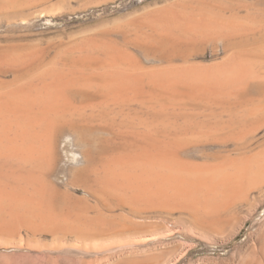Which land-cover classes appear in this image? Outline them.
Returning a JSON list of instances; mask_svg holds the SVG:
<instances>
[{
  "label": "rangeland",
  "instance_id": "obj_1",
  "mask_svg": "<svg viewBox=\"0 0 264 264\" xmlns=\"http://www.w3.org/2000/svg\"><path fill=\"white\" fill-rule=\"evenodd\" d=\"M44 1L45 3L43 4ZM47 1L50 0H41V3L40 0L39 2L37 0H32V3L36 2V4L33 3L35 6H33V4L28 1L25 4L23 3L18 6L16 5L15 7L13 6V8L8 7L6 9L7 6H1L2 8L0 7V45H2L0 46V49L1 47L3 48V50L1 49V54H4V51L7 49V52H11L9 51L11 50L9 49L10 46V48L13 47L12 51H15L13 50L14 48L22 50L25 49L24 51H29L30 49L31 51H34L37 49L36 51L40 53L41 56L43 54L44 56H47V60H44V56H42L44 58L42 60L49 61L54 64L52 59H59L56 61H60L61 65L60 62H57L59 64L56 62L55 63L58 66L60 65L59 67L62 66L64 68V66L71 67L70 64L74 59L79 60V54L81 53L79 51L82 50V47H86V49L83 48L82 52L87 54L90 52V49L93 48L92 45H96V43L99 41L98 45H107L112 47V49L115 48V46L116 48L122 47L121 49L119 48L120 50H118L120 51V54H125V56H130L129 53H132L130 58H128L130 60L129 62L132 64L135 62V64H137L136 66H143L140 68L146 71H159L161 69H165L164 67L170 63V60L165 59L169 61H167V63L166 61L162 60L163 58L155 53V46H157L156 42L161 43L164 35H160V32L150 24V21L153 20L150 19L157 18L160 14H165V12L170 9H175L178 12L191 11L193 13L206 11L214 13L215 15H224L228 18L236 17V21H245L246 23H244L246 25L251 23V27L252 23L255 27V23L256 27H252V29L247 30L250 31V34L246 31L248 36H243L244 39L240 37L239 40H202L199 42L202 44L200 54L198 53L199 55L195 56L194 58H190L188 62L185 63L171 61L172 64L170 65L177 63L179 65L187 64L188 66L194 64L199 65L200 63L201 66L202 64L203 66H211L213 63L214 66L215 64L223 63L226 59H228V56L236 51L234 48L237 46L239 50L243 51L245 49L247 52L245 57L249 58V61L243 57L240 59L238 58L240 62H243L246 59L247 62H250L249 64H251V61L254 60L252 62L253 65L255 63V66L258 65L257 68L252 66L251 69L249 68L250 66L248 64L246 65L249 66L248 68L252 70V72L253 70L259 68L257 71H254L253 75L250 77V79H253V81H249V79V82H247V84L251 82L249 86L251 85V88L254 87L256 89L253 88L249 92L248 96L235 91V94L232 93L234 96L229 94L230 97L226 95L225 99L223 98L222 100L213 99L215 102L212 100L211 103L210 100L209 102H207V100V103H198L199 105L194 103L195 105L193 104L194 106L192 105V108H190L191 105L189 107L191 113L190 111L184 112L181 110L184 112L182 113L179 108H177L179 106L174 105L176 104L174 100V103L171 105V102L168 103L163 97L156 96L157 94H153V97L151 94L150 97L140 96V98L137 96L138 94L135 95L131 91L130 94L128 91L129 94H127L131 98L126 95L127 98L132 99L133 96H135L134 100L128 99L126 102L124 101L125 98L124 100L122 99V102L120 100L121 97L118 99L119 102L116 99H114L116 102H114V100L110 101L109 99L111 95L109 96L108 94L104 95V97L109 96V99L106 97L104 100L103 97L102 100H99V97H97L98 100H96L93 105L91 104L90 106L87 105V107H85L89 109H86L88 113L93 114L95 111L97 114H94L95 117L91 115L94 119L90 121L93 123L91 126L89 125L91 123L88 124L90 128H84L85 132H82L83 130L78 133L71 131L65 132L58 139L56 148V165L54 164L51 172L52 175H50L48 180L52 192H50L48 196H50L49 198L54 196L53 198L59 200V204L50 206L49 204L44 203L43 206L35 208L38 217H36V220H31V222L23 219L21 216H18L19 212L13 210L12 208L7 207L0 209L2 213H0V264H264V170H262L258 175H255L254 173L247 174L245 172L246 169L254 166L255 162L257 161V159L256 161L252 160V156L261 152V150H264V112H256L254 113L255 116L254 114L251 115L248 113L252 105L264 101V83H262L264 82V0H208V3L206 4L204 3L207 2V0H203V2L201 0V2L199 0ZM209 1L213 2L211 4L214 6L211 5ZM161 3L167 7V9H165L166 11L163 10L165 7ZM29 4L32 6L31 8ZM221 4L223 7L220 8L219 5ZM202 6L206 8L204 9ZM155 8H158L159 10L157 9V11H154L156 10ZM151 11L153 12L150 13ZM147 12L150 13H148L150 17ZM142 20L143 23L141 22ZM258 20L259 22L261 20V22H257ZM141 25H145V27H142ZM145 31H147V34ZM153 31L155 35L152 34ZM141 35H143V37L146 36L144 37V40L147 39L145 42L142 41V39L139 41L140 38H143L140 37ZM151 45L154 48L151 47ZM5 47L8 48L6 49ZM26 47H29L30 49L28 48L29 50H26ZM143 47L150 49L146 50ZM225 47H228V50L232 49L233 51L231 50V52L227 50L226 52L224 51ZM72 49H76L74 50L75 53ZM251 51L252 53H250ZM150 52L155 54H151ZM67 54L71 58L68 59V56H64ZM248 54L251 56H248ZM37 56L40 55L37 54ZM121 56L123 60L120 59L122 60L120 62H123L125 58H123L124 55ZM134 57L137 58L134 59ZM36 58L40 60L41 57ZM238 59L236 58L237 62H239ZM61 60H63V62ZM68 60L72 61L69 63ZM41 62L42 65H49L46 64L47 62ZM64 62L66 64L69 63V66L62 65ZM125 62L127 61L125 60ZM153 67L156 69H153ZM0 70H2L0 71L1 74H5V76L0 74V78L1 80L3 79L6 81V83H8L7 81L11 80L13 81L9 83L14 82L18 76L15 74H19V71L17 72L16 70H14V73H12V69L10 70V68L4 69V67H0ZM3 71L7 73H4ZM76 73L79 75L78 71ZM77 90L76 91L79 94L75 93V89L74 93L72 94H75V97L73 96V101L76 98L74 105L77 104L79 107H81L83 104L81 95H83L82 93H85L86 91H79V88H77ZM71 92H73V90ZM68 94H70L69 91ZM252 95L253 97H251ZM88 96L89 95L86 97ZM164 96L165 99L167 98L170 100L168 95L167 97L166 95ZM136 97L139 100L136 99ZM161 98H163L162 101ZM241 98H245L247 100H240ZM91 99L94 98L91 97ZM106 99L107 101L109 100L111 102L112 107H110L111 104L107 102ZM100 101H103L102 106H100ZM120 101L122 105L120 104ZM131 101L133 103H131ZM112 102L120 104L121 107H119L120 105L113 104ZM236 102H238V106L235 105ZM97 103H99V105H96ZM86 104L87 103H85L84 106ZM169 104L171 106H169ZM206 104L207 106H205ZM77 105L75 107L79 109ZM143 105L144 108L141 109ZM173 105L178 109L177 112V109L173 111ZM152 106L153 108H151ZM118 107L120 109L122 108V110H120ZM170 107L173 108L170 109ZM193 108L196 109L194 110ZM90 109L93 111L92 113L90 112ZM96 109L99 111H96ZM244 109H246V111ZM224 110L226 111L224 112ZM232 110H236L234 111L236 113L233 112V115L231 116ZM164 111L166 112L164 113ZM148 112H152L153 115L152 113L149 114ZM193 112L198 113L194 114ZM98 113L100 114L99 116ZM163 114H167V117H165ZM186 114L189 115L188 118ZM190 114H194V116L190 117ZM97 116L98 118H96ZM258 116L260 117V120ZM189 117L190 119L192 118V120L189 121ZM112 119L115 120V122L113 120L114 125L112 124ZM96 120H98L97 123ZM156 120H158V122L162 120L160 121L161 123L159 122L160 125L158 122V124L155 123ZM171 120L174 122H171ZM223 120H225V123H223ZM123 122L124 125H122ZM153 123H155V125ZM234 124L236 125L233 126ZM88 125L87 128L89 127ZM153 125L154 127H152ZM163 126H168V128L164 129ZM197 126L201 127H198L197 130ZM91 128H93V130ZM156 129H160L159 131L165 133L164 135L172 132V134H170L172 137L176 131L175 136L177 135L179 138V142L177 143L181 145V149L178 146L177 151L179 152L182 162L186 165L184 166L187 169L191 168L192 170L194 166L195 172L199 174L196 176L197 180L194 179L195 185L192 184L193 181H191V177L188 179L185 176L182 177L180 175H175V178L173 173H169L171 171H167L165 169V166L164 172L160 171L163 170V166L157 168L156 166L159 165H155V168L151 165L152 168H155L154 172H152L153 170L149 171L148 167H145L147 168L146 170H148L145 171L147 173L152 172L151 174H146V172L142 170L143 168L141 171L140 168H137V170L133 171L132 169L125 167L129 163V161L127 162V159H130V155L134 154L135 152L138 153L141 150H147L149 148L146 147V142L148 141L147 137L151 134L153 135L152 131H155ZM162 129L167 131L164 132ZM169 130L170 132H168ZM245 131H247V133ZM121 132L124 133L122 134ZM127 133L128 135L124 137V135ZM141 133L146 136H143ZM138 134L139 136H137ZM183 134L184 138L182 137L183 139H180V135L182 136ZM186 134H190V136L188 135V140ZM191 134H194L195 136H192ZM149 137L148 142L150 143L156 140V135H153L151 138ZM139 138L142 139L139 140ZM181 140L183 143L180 142ZM167 141L161 140V143H168ZM138 147L141 148L139 149ZM182 149L185 150L183 151ZM102 155L106 156L103 157ZM113 155L117 156H114L115 158H121L117 160L121 165L120 168L123 170H120L121 175H113V173L111 174V172H108V169L112 168L113 166L112 163L116 161ZM257 158L261 159L260 161L262 162V157ZM252 161L255 162L251 163ZM261 162L256 164H259L260 166H258L261 167L263 164H261ZM124 167L127 171L123 169ZM85 169L87 171H85ZM129 169L134 173H130V171H128ZM238 169L242 170V172ZM155 170H158V172L156 173ZM204 170L208 173H205ZM215 172L219 176L215 175ZM168 174H170V177H168ZM230 174L233 176V178ZM148 176L150 178H148ZM162 176L166 177V180ZM200 176L202 178H200ZM212 176L214 178L217 176L216 180L212 179ZM235 176L237 178H235ZM238 176L240 178H238ZM159 177H162V179ZM167 177L169 179H167ZM11 178L14 179L12 182L16 184L17 187H19V185L23 186L28 183H25V181L20 180V178L16 176L15 178L13 176ZM154 178H156V181ZM16 179L20 182L16 181L15 183ZM175 180L178 181L175 182ZM218 180L220 181L218 182ZM239 180L240 182L238 183ZM167 181H171V184L169 182L167 183ZM234 181L236 183H234ZM104 182L109 185L112 184V186L115 185L119 187L120 189H118L120 190V196H117L118 194L115 193H112L111 195V192L105 190ZM208 182H210V184ZM214 182L223 183H221L222 186L219 184L221 186L219 187V185L217 184L216 186ZM158 183L159 185H156ZM198 183L199 185H204L202 188H200L201 186L199 188L197 187L199 189V193L198 196L195 195V198L191 193L192 191L190 187L192 188L193 185L195 188ZM205 183H208L206 184L207 186ZM227 183L230 185H227ZM102 184H104V188L102 187ZM233 184L237 187H235ZM237 184H239V186ZM210 185H214L216 190L213 188L208 189ZM14 188L15 187L13 186V189ZM122 189L126 190L122 191ZM30 192L33 195H31ZM30 192V196L29 194L26 195H28V198L30 197L33 200L34 196L36 197V193L34 192V189H30ZM121 193L127 195L129 199L127 202L129 205H126L127 202L121 199ZM1 195L2 194H0V196ZM46 198L48 197L46 196ZM215 202L217 203L215 204ZM130 204L132 205L130 206ZM212 209L214 211H212ZM21 212L22 211H20V213ZM212 213H214V215H212ZM55 219L59 220V222L57 223V220ZM64 219L67 221H63ZM54 220L55 222H52ZM73 223L77 224L74 225ZM98 229L99 231H97ZM89 231H91V233Z\"/></svg>",
  "mask_w": 264,
  "mask_h": 264
},
{
  "label": "bare ground",
  "instance_id": "obj_2",
  "mask_svg": "<svg viewBox=\"0 0 264 264\" xmlns=\"http://www.w3.org/2000/svg\"><path fill=\"white\" fill-rule=\"evenodd\" d=\"M28 1H32V0H0V7L1 6H7L6 9L8 7H15L16 5H20V4H25ZM34 1V0H33ZM36 1V0H35ZM39 2V0H37ZM43 1V0H42ZM51 1V0H50ZM47 1V2H50ZM187 1V0H186ZM197 1V0H196ZM200 1V0H199ZM203 2V0H201ZM200 1V2H201ZM206 1V0H205ZM191 2V1H190ZM193 2V1H192ZM32 3V2H31ZM34 4H36V2H33ZM32 3V4H33ZM41 3V0H40ZM45 3V1L43 2V4ZM165 3V2H164ZM167 3V2H166ZM170 3V2H169ZM198 3V2H197ZM208 3L205 2L204 4ZM209 3H213L210 2ZM33 4V6H35ZM39 4V3H38ZM157 4V3H156ZM162 4V3H161ZM168 4V3H167ZM209 4V5H210ZM226 4V3H225ZM30 5V4H29ZM163 5V4H162ZM169 5V4H168ZM173 5V4H172ZM213 5V4H211ZM217 5V4H216ZM24 6V5H23ZM28 6V5H27ZM158 6V5H157ZM164 6V5H163ZM200 6V5H199ZM214 6V5H213ZM220 8L223 7V5H219ZM230 6V5H229ZM26 7V6H25ZM32 6L30 5V8ZM42 7V6H41ZM151 7V6H150ZM165 9H167L166 6H164ZM203 7V6H202ZM227 7V5H226ZM238 7V6H237ZM2 8V7H1ZM29 8V7H27ZM152 8V7H151ZM163 8V7H162ZM173 8V7H172ZM176 8V7H175ZM190 8V7H189ZM204 9L206 7H203ZM213 8V7H212ZM241 8V7H239ZM25 9V8H24ZM148 9V8H147ZM156 9V8H155ZM158 9V8H157ZM154 10V11H157ZM226 9V8H225ZM9 10V9H8ZM159 10V9H158ZM162 10V9H160ZM168 10L165 12V14H160L157 18H151L150 20V24L157 30L160 32V35H164V38L161 40V43H157V46H155V53L158 54L161 58H163V61H168L165 59H169L170 63H168L165 67V69H161V70H157V71H146L140 67L143 66H136L137 64H135V62L132 64L131 62H129L130 60L128 58H130L132 53H129L130 56H125V54H120V49L122 48H113L109 47L107 45H98V42L96 43V45H92L93 48L90 49V52H88L87 54H85V52L83 51V48L86 49V47H82V50H78L79 52H81L79 54L80 58L79 60L74 59L76 61H72V60H68L69 63L71 62L70 66L71 67H66L64 66V68L61 66V62L60 61H56L59 59H52V62L49 61H44L47 60V56L43 53H45L44 51H42L43 55L45 57V59L41 56L40 53H38L36 50L35 53H33L34 51L29 48L26 47V50L29 51H24L25 49H16L14 48L12 51V48L9 47V51L11 52H7V50L4 51V54H1L3 48L1 47L0 49V67H4L5 68H10V70L12 71V73H14L13 71L16 70L19 74H15L18 75L17 78L15 79L14 82L9 83L11 81H7L8 83H6V81L1 80L0 78V194H2L0 196V209L3 208H12L15 211H18V216H21L23 219L31 222V220H36V217H38V214L35 211V208H39L41 206H43L44 203L49 204L50 206H54L59 204V200L56 198H49L50 196H48L50 194L51 189H50V184H49V178L53 166L56 162V156H57V142L58 139L65 133L68 131L74 132V133H78L80 131L85 132L84 128L89 129L90 126L93 124L92 122H90L92 119V116L95 117L96 112L91 111L90 112L93 114H90L87 112V105L90 106L91 104L93 105L94 102H96L97 97H99V100L104 97V95L108 94L109 96L111 95L110 99L109 96H105L103 99L105 100V98L107 97L110 101H113L114 99H116L118 102L121 97V101L122 99L124 100L125 98V102L126 100H134V96L136 94H138V97H142V96H147L150 97V95L153 97V94H157L156 96L159 97H163L164 100H166L168 103L171 102L170 104L172 105V103H175L174 105H178L179 110L184 111V112H188L190 111L189 109L192 108V105L194 103H203V102H212L213 99L215 100H222L223 98L225 99L226 95H228V97H230L229 94H231V96H234V92H238L240 94L243 95H249V92L254 88V87H250L249 84H247V82L249 81H253V79L251 80L250 77L253 75L254 71L256 70H250L251 67H258L255 66L256 63L253 65V61L254 60H250L251 64H249L247 62V60L249 58L245 57V54L247 53L246 50L244 49L239 50L238 47L236 46V48H234L236 51H234L230 56H228V59H226L223 63H219V64H215L213 66V63L211 66H202L198 64H194V65H179L177 63V65L172 64L171 61H175V62H188V60L190 58H194L195 56L200 54L201 51V46L202 44H200L199 42L202 40H211V39H217V40H235L238 39L240 37L243 38V36H246V31L252 29L253 23H252V27H251V23H247L248 25H246L245 21H236L235 18H228L225 17L224 15H215L214 13L211 12H206V11H199L198 13H193V12H186V11H180L178 12L177 10L173 9ZM175 10V11H174ZM200 10V9H199ZM224 10V9H223ZM1 11V9H0ZM7 11V10H6ZM5 11V12H6ZM14 11V9H13ZM148 11V10H147ZM220 11V9H219ZM218 11V12H219ZM153 11H151L150 13H152ZM164 12V11H163ZM162 12V13H163ZM196 12V11H195ZM214 12V10H213ZM225 12V11H223ZM222 12V13H223ZM227 12V10H226ZM144 13V12H142ZM141 13V14H142ZM149 12H147L148 14ZM149 13V14H150ZM158 13V12H157ZM146 14V13H145ZM148 14V15H149ZM231 14V13H230ZM144 15V14H143ZM156 15V14H155ZM141 16V15H140ZM146 16V15H145ZM153 16V15H152ZM229 16V15H228ZM235 16V15H234ZM150 17V15H149ZM141 19V17H140ZM149 19V18H146ZM240 19V18H239ZM143 23V20L141 21ZM242 22V23H241ZM245 22V23H244ZM251 22V21H250ZM259 22V20L257 21ZM261 22V20H260ZM259 22V23H260ZM147 23V21H146ZM263 23V22H262ZM258 24V23H257ZM148 25V24H147ZM255 27L256 24L254 23ZM264 25V24H263ZM142 26V25H141ZM142 27H145L142 26ZM141 27V28H142ZM254 27V28H255ZM140 28V27H139ZM146 29V28H145ZM144 30V28H143ZM150 30V29H148ZM262 31V30H261ZM264 31V30H263ZM137 32V31H136ZM147 31H145L146 33ZM248 33L250 31H247ZM252 32V31H251ZM141 33V32H139ZM147 34V33H146ZM153 35H155L154 31L152 33ZM250 34V33H249ZM159 36V35H157ZM248 36V35H247ZM253 36V35H252ZM251 36V37H252ZM256 36V35H255ZM140 37H143V35H141ZM139 37V38H140ZM146 37V36H144ZM143 38H140L139 41L142 39V41H146L147 39L144 40ZM152 37V36H150ZM163 37V36H162ZM138 38V35H137ZM154 38V37H153ZM159 38V37H158ZM247 38V37H246ZM244 39V38H243ZM263 39V38H262ZM93 40V39H92ZM106 40V39H105ZM138 40V39H137ZM94 41V40H93ZM152 41V40H151ZM157 41V40H155ZM160 41V40H158ZM222 41V42H223ZM214 42V41H213ZM227 42V41H225ZM95 43V42H94ZM150 43V42H149ZM154 43V41H153ZM152 43V45H153ZM212 43V42H211ZM218 43V42H217ZM147 44V43H146ZM159 44V46H158ZM215 44V42H214ZM151 45V47H153ZM225 45V44H224ZM232 45V44H230ZM261 45V44H260ZM2 46V45H0ZM7 46V45H6ZM9 46V45H8ZM90 46V45H89ZM140 46V44H139ZM143 46V45H142ZM219 46V45H218ZM223 46V45H222ZM234 46V45H233ZM158 47V48H157ZM204 47V46H203ZM262 47V46H260ZM4 48V49H5ZM29 48V49H28ZM34 48V47H31ZM79 48V47H78ZM90 48V47H89ZM144 48V47H143ZM154 48V47H153ZM151 48V49H153ZM228 47H225L224 51L227 52ZM243 48V47H242ZM257 48V47H256ZM259 48V47H258ZM117 49V50H116ZM119 49V50H118ZM125 49V48H124ZM146 49V47L144 48ZM150 49V48H148ZM146 49V50H148ZM220 49V48H219ZM231 49V48H230ZM241 49V48H240ZM17 50V51H16ZM19 50V51H18ZM21 50V51H20ZM73 50V49H72ZM76 50V49H74ZM73 50V51H74ZM89 50V49H88ZM232 50V49H231ZM228 50V51H231ZM263 50V48H262ZM71 51V52H73ZM122 51V50H121ZM150 51V50H149ZM153 51V50H151ZM214 51V48H213ZM233 51V50H232ZM231 51V52H232ZM257 51V50H256ZM70 52V53H71ZM87 52V51H86ZM229 52V53H231ZM75 53V51H74ZM77 53V52H76ZM85 55H84V54ZM128 53V52H127ZM151 53V52H150ZM153 53V52H152ZM151 53V54H152ZM153 53V54H155ZM199 53V54H198ZM249 53V52H248ZM252 53V51L250 52ZM262 53V52H261ZM36 54V55H35ZM37 54H39L40 56H37ZM127 54V55H129ZM256 54H260V53H256ZM36 57H41L40 60ZM77 55V54H76ZM75 55V56H76ZM124 55L123 58L124 61H122V56ZM203 55V54H202ZM250 54H248L249 56ZM49 56V55H48ZM59 56V55H58ZM64 56H68L64 55ZM73 56V54H72ZM77 56V57H79ZM134 56V54H133ZM147 56V55H145ZM154 56V55H153ZM152 56V57H153ZM156 56V55H155ZM158 56V57H159ZM201 56V55H200ZM251 56V55H250ZM263 56V55H262ZM57 57V56H56ZM76 57V58H77ZM121 57V58H120ZM157 57V56H156ZM246 58L245 61H241L240 62V58ZM264 57V56H263ZM64 58V57H63ZM71 58L68 56V59ZM74 58V57H73ZM133 58V57H132ZM131 58V59H132ZM137 58V57H136ZM134 57V59H136ZM154 58V57H153ZM236 58L238 59L239 62L236 61ZM44 59V60H42ZM51 59V58H49ZM122 59V60H120ZM125 60L127 62H125ZM133 60V59H132ZM261 60V59H260ZM46 64H49L47 66H45V64L42 65V62ZM51 61V60H50ZM63 62V60H61ZM135 61V60H134ZM249 61V60H248ZM60 62V65L58 66L56 63ZM190 62V61H189ZM263 62V61H262ZM51 63V64H50ZM65 63V62H64ZM62 65H68L69 63H65ZM216 63V62H215ZM246 63V64H243ZM264 63V62H263ZM135 64V66H134ZM249 66H246V65ZM258 64V63H257ZM69 66V65H68ZM263 66V65H261ZM161 67V68H162ZM167 67V68H166ZM250 69H249V68ZM67 68V69H66ZM160 68V67H159ZM153 69H156L153 67ZM158 69V68H157ZM255 69V68H254ZM3 70V69H2ZM0 70V71H2ZM9 71V70H8ZM79 72V75H77L76 72ZM260 71V70H259ZM4 73H7L5 71H3ZM15 72V73H17ZM10 73V71H9ZM262 73V72H261ZM1 74V72H0ZM3 74V73H2ZM1 74V75H2ZM5 76V74H3ZM14 75V74H13ZM258 75V73H257ZM7 76V75H6ZM263 76V74H262ZM264 77V76H263ZM250 79V80H249ZM258 79V78H257ZM249 80V81H248ZM259 82V81H258ZM253 83V82H252ZM264 83V82H262ZM249 86H247V85ZM247 86V87H246ZM263 86V85H262ZM77 88H79V91L85 90V93H82V105L81 107H79L77 104V106L79 107V109L77 107H75L76 105H74V101L76 100V98L73 101V96L72 95L74 93V89L75 91L77 90ZM256 89V88H254ZM264 89V88H263ZM73 90V92H71ZM68 91L70 92V94H68ZM78 91V90H77ZM75 93H78V92ZM131 91L133 94H135L133 96L132 99H130L131 97L128 96L129 92ZM255 91V90H254ZM262 91V90H261ZM83 92V91H82ZM130 92V94H131ZM136 92V93H135ZM88 93V94H86ZM128 93V94H127ZM232 93H234L232 95ZM236 93V94H238ZM263 93V92H262ZM79 94V93H78ZM81 94V92H80ZM85 94V96H84ZM77 95V94H76ZM87 95H89L88 97H86ZM130 98H127V96ZM167 97V95L170 97L168 100L167 98L165 99V96ZM239 95V94H238ZM79 96V95H77ZM75 97V96H74ZM91 97H93L94 99H91ZM113 97V98H112ZM140 97V98H141ZM157 97V98H159ZM253 97V95L251 96ZM81 98V97H80ZM127 98V99H126ZM156 98V99H157ZM161 98V101L162 99ZM232 98V97H231ZM240 98V97H239ZM246 98V97H245ZM245 98H241L240 100H243ZM257 98V97H256ZM261 98V97H260ZM136 99H138L136 97ZM263 99V98H262ZM261 99V100H262ZM78 100V99H77ZM106 101L109 102L111 104L110 101ZM139 100V99H138ZM174 100V101H173ZM215 100H213L215 102ZM229 100V99H228ZM238 100V98H237ZM247 100V99H245ZM260 100V101H261ZM120 101V104H121ZM136 101V100H135ZM164 101V102H166ZM235 101V100H234ZM250 101V100H249ZM259 101V100H258ZM98 102V101H97ZM101 102V101H100ZM99 102V103H100ZM103 102V101H102ZM102 102L100 104V106H102ZM105 102V101H104ZM106 102V103H107ZM114 102H116L114 100ZM112 102L113 104H116ZM123 102V101H122ZM130 102V101H129ZM138 102V101H137ZM153 102V100H152ZM159 102V101H158ZM166 102V103H167ZM206 102V103H207ZM230 102V101H228ZM243 102V101H242ZM77 103V101H76ZM87 103L85 106L84 104ZM89 103V104H88ZM99 103H97L96 105H99ZM131 103H133L131 101ZM136 103V102H135ZM145 103V102H144ZM155 103V101H154ZM164 103V104H166ZM209 103V104H210ZM238 102H236L235 105H237ZM251 103V101H250ZM255 103V101H254ZM105 104V103H103ZM118 104V103H117ZM116 104V105H117ZM118 104V105H120ZM124 104V103H123ZM127 104V103H125ZM149 104V102H148ZM169 104V106H171ZM204 104V103H203ZM208 104V105H209ZM227 104V102H226ZM230 104V103H229ZM232 104V102H231ZM122 105V104H121ZM121 105L119 107H121ZM132 105V104H131ZM134 105V104H133ZM167 105V104H166ZM173 105V106H174ZM191 105V107H190ZM195 105V104H194ZM193 105V106H194ZM199 105V104H198ZM218 105V104H217ZM233 105V104H232ZM252 105V104H251ZM95 106V105H94ZM128 106V105H127ZM138 106V105H137ZM149 106V105H148ZM168 106V107H169ZM197 106V105H196ZM207 106V104L205 105ZM212 106V105H211ZM238 106V105H237ZM236 106V107H237ZM242 106V105H241ZM93 107V106H91ZM105 107V106H104ZM112 107V104L111 106ZM118 107V108H119ZM141 107V106H140ZM147 107V106H146ZM155 107V106H154ZM190 107V108H189ZM228 107V106H227ZM235 107V108H236ZM80 108H84V109H80ZM96 108V107H94ZM106 108L108 109V107L106 106ZM117 108V107H116ZM126 108V107H125ZM135 108V107H134ZM144 108L141 107V109ZM153 108V106L151 107ZM159 108V107H158ZM173 107H170V109ZM175 108V109H174ZM173 111H175L177 108L174 106ZM229 108V107H228ZM248 108V107H247ZM87 109V110H86ZM110 109V108H109ZM114 109V107H113ZM120 109V108H119ZM128 109V107H127ZM131 109V108H129ZM166 109V108H165ZM194 109V108H193ZM196 109V108H195ZM194 109V110H195ZM227 109V108H226ZM238 109V107H237ZM250 109V108H249ZM95 110V109H92ZM98 109H96L97 111ZM100 110V108H99ZM98 110V111H99ZM103 110V108H102ZM101 110V111H102ZM105 110V109H104ZM122 110V108L120 109ZM168 110V109H167ZM166 110V111H167ZM192 110V109H191ZM240 110V109H239ZM246 111V109H244ZM114 111V110H113ZM152 111V110H151ZM164 111V113L166 112ZM178 111V109L176 110V112ZM181 111V112H182ZM198 111V110H197ZM226 110H224L225 112ZM236 111V110H234ZM232 110V114L233 112ZM242 111V109H241ZM248 111V110H247ZM264 112V101L259 102L258 104H254L252 105L250 111H248V113H250L251 115H253L256 112ZM106 112V111H105ZM109 112V111H108ZM112 112V110H111ZM120 112V111H119ZM118 112V113H119ZM182 112V113H184ZM202 112V111H201ZM243 112V111H242ZM115 113V112H114ZM149 113V112H148ZM152 113V112H151ZM149 113V114H151ZM191 113V111H190ZM198 113V112H193ZM209 113V112H208ZM236 113V112H234ZM90 114V115H89ZM95 114V115H94ZM102 114V113H101ZM105 114V113H104ZM112 114V113H111ZM120 114V113H119ZM169 114V113H168ZM181 114V113H180ZM190 114L191 116H194ZM210 114V113H209ZM217 114V113H216ZM100 114L98 113V116ZM153 115V113H152ZM157 115V113H156ZM155 115V116H156ZM165 115V114H163ZM187 115V114H186ZM198 115V114H197ZM223 115V114H222ZM246 115V112H245ZM98 116L96 118H98ZM120 116V115H119ZM184 116V115H183ZM189 115H187L188 118ZM211 116V115H210ZM230 116V117H231ZM235 116V115H234ZM249 116V114H248ZM255 116V114H254ZM102 117V115H101ZM165 117H167V114L165 115ZM163 117V118H165ZM189 117V121L192 120V118L190 119ZM217 117V115H216ZM228 117V116H226ZM229 117V118H230ZM238 117V115H237ZM252 117V116H250ZM259 117V116H258ZM114 118V117H113ZM160 118V117H159ZM171 118V117H170ZM194 118V117H193ZM235 118V117H234ZM100 119V118H99ZM137 119V118H136ZM157 119V118H156ZM161 119V118H160ZM166 119V118H165ZM173 119V118H172ZM178 119V118H177ZM183 119V118H182ZM232 119V118H230ZM244 119V118H243ZM114 119H112L113 122ZM129 120V119H128ZM141 120V119H140ZM145 120V119H144ZM163 120V119H162ZM160 120V121H162ZM187 120V119H186ZM236 120V119H235ZM260 120V117H259ZM98 120H96L97 123ZM103 121V120H102ZM111 121V120H110ZM125 121V120H124ZM153 121V120H152ZM151 121V122H152ZM159 121V122H160ZM170 121V120H168ZM173 120H171L172 122ZM219 121V120H218ZM217 121V122H218ZM237 121V120H236ZM235 121V122H236ZM250 121V120H249ZM262 121V120H261ZM264 121V120H263ZM115 122V120H114ZM114 122L112 123L114 125ZM158 120H156V124ZM174 122V121H173ZM221 122V121H220ZM219 122V123H220ZM230 122V121H229ZM234 122V123H235ZM247 122V121H246ZM91 123V124H89ZM122 123V121H121ZM120 123V124H121ZM126 123V122H125ZM130 123V121H129ZM155 123H153L155 125ZM161 123V122H160ZM159 123V125H160ZM188 123V122H186ZM197 123V122H196ZM213 123V122H212ZM223 123H225V120H223ZM90 126H89V125ZM95 124V123H94ZM102 124V123H101ZM127 124V123H126ZM125 124V125H126ZM147 124V123H146ZM178 124V123H177ZM194 124V123H193ZM231 124V123H230ZM237 124V123H236ZM236 124H234L233 126H235ZM244 124V123H243ZM87 125L89 126L87 128ZM100 125V123H99ZM116 125V124H115ZM119 125V124H118ZM124 125V122L123 124ZM154 125L152 127H154ZM186 125V124H185ZM199 125V124H198ZM202 125V124H201ZM213 125V124H212ZM95 126V125H94ZM149 126V124H148ZM195 126V124H194ZM215 126V125H214ZM217 126V125H216ZM228 126V124H227ZM114 127V126H113ZM127 127V125H126ZM151 127V126H150ZM157 127V125H156ZM164 127V126H163ZM181 127V126H180ZM197 126V130H198ZM201 127V126H200ZM199 127V128H200ZM212 127V126H211ZM226 127V126H225ZM94 128V127H93ZM93 128H91L93 130ZM100 128V127H99ZM115 128V127H114ZM117 128V127H116ZM119 128V127H118ZM121 128V127H120ZM125 128V127H124ZM133 128V127H132ZM167 127H164V129H167ZM173 128V127H172ZM175 128V127H174ZM182 128V127H181ZM195 128V127H193ZM214 128V127H213ZM218 128V127H216ZM228 128V127H227ZM95 129V128H94ZM98 129V128H97ZM126 129V128H125ZM154 129V128H152ZM231 129V128H230ZM229 129V130H230ZM144 130V129H143ZM149 130V129H148ZM158 129H156L155 131L157 132ZM160 130V129H159ZM156 133L155 131L153 132V135H156V140L154 142H148L149 138H151L152 136L149 135L147 137V142H146V147H149L147 150H141L138 153H134L132 155L129 156V160L127 159V162L129 161V163L125 166L126 168H130L133 171L137 170V168H140L146 172V171H150L153 170L152 172H154V169L157 167L159 168L160 166L163 168L164 172V166L165 169L168 171H171L169 173H173L174 177L175 175H180L182 177H187L188 179H192L191 181L193 185H195V181L194 179H196V176L199 175L197 174V172H195V167L193 166V170L191 169H187L185 166V164L182 162L180 156H179V152L177 151L178 146L180 147L181 145L177 142H179V138L177 137V135L172 137L170 134L168 133L167 135H164L165 133L159 131ZM171 130V129H170ZM170 130L168 132H170ZM182 130V129H181ZM91 131V130H90ZM129 131V130H128ZM126 131V132H128ZM131 131V130H130ZM162 131L166 132L165 130L162 129ZM192 131V130H191ZM190 131V132H191ZM249 131V130H248ZM81 132V133H82ZM92 132V131H91ZM141 132V131H140ZM143 132V131H142ZM149 132V131H148ZM160 132V133H159ZM181 132V131H180ZM189 132V133H190ZM194 132V131H193ZM247 133V131H245ZM244 132V133H245ZM122 133V132H121ZM124 133V132H123ZM122 133V134H123ZM155 133V134H154ZM163 135H162V134ZM229 133V132H228ZM133 134V133H132ZM143 135V133H141ZM148 134V133H147ZM159 134V135H157ZM180 134V133H178ZM213 134V133H212ZM250 134V133H249ZM81 135V134H80ZM128 133L125 136H127ZM162 135V136H160ZM170 137H169V136ZM187 135V134H186ZM190 136V134H188ZM187 135V140H188V136ZM192 136L194 134H191ZM198 135V134H197ZM244 135V134H243ZM76 136V135H75ZM139 136V134L137 135ZM141 136V135H140ZM146 136V135H143ZM184 136V134L181 136L180 135V139ZM195 136V135H194ZM79 137V136H78ZM129 137V136H128ZM186 137V136H185ZM117 138V137H116ZM120 138V137H119ZM118 138V139H119ZM135 138V137H134ZM145 138V137H144ZM158 138V139H157ZM170 138V139H169ZM173 138V139H171ZM184 138V137H183ZM182 138V139H183ZM192 138V137H191ZM196 138V137H194ZM203 138V137H202ZM201 138V139H202ZM142 139V138H141ZM139 138V140H141ZM170 142H169V140ZM199 139V138H198ZM125 140V139H124ZM128 140V139H127ZM136 140V139H135ZM151 140V139H150ZM154 140V139H153ZM152 140V141H153ZM161 140L163 141H167L168 143L165 142V144L161 143ZM191 140V139H190ZM195 140V139H193ZM216 140V139H215ZM241 140V139H240ZM129 141V140H128ZM160 143H159V142ZM186 141V140H185ZM184 141V142H185ZM200 141V140H197ZM125 142V141H124ZM180 142L183 143V141L181 140ZM209 142V141H207ZM216 142V141H215ZM222 142V141H221ZM128 143V142H127ZM133 143V142H132ZM139 143V142H138ZM137 143V144H138ZM150 143V144H149ZM164 143V142H163ZM200 143V142H199ZM198 143V145H199ZM203 143V142H202ZM218 143V142H217ZM240 143V142H239ZM123 144V143H122ZM149 144V145H148ZM206 144V143H205ZM212 144V143H210ZM144 145V144H143ZM148 145V146H147ZM121 146V145H120ZM133 146V144H132ZM185 146V145H184ZM107 147V146H106ZM109 147V146H108ZM112 147V146H111ZM118 147V146H117ZM116 147V148H117ZM137 147V146H136ZM135 147V148H136ZM86 148V147H85ZM104 148V147H103ZM115 148V147H114ZM139 148V147H138ZM141 148V147H140ZM139 148V149H140ZM97 149V148H96ZM130 149V148H129ZM128 149V150H129ZM132 149V148H131ZM134 149V148H133ZM181 149V147H180ZM264 149V148H263ZM103 150V149H102ZM114 150V149H113ZM138 150V149H137ZM183 151L185 149H182ZM82 151V150H81ZM85 151V150H84ZM109 151V150H107ZM116 151V150H114ZM113 151V152H114ZM133 151V150H132ZM131 151V152H132ZM102 152V151H101ZM87 153V152H86ZM92 153V152H91ZM107 153V152H106ZM255 153V152H253ZM105 154V153H104ZM119 154V153H118ZM117 154V155H118ZM128 154V153H127ZM252 154V153H251ZM107 155V154H106ZM104 155V156H106ZM109 155V154H108ZM112 155V154H110ZM125 155V154H124ZM103 156V155H102ZM101 156V157H102ZM103 156V157H104ZM115 155H113L114 157ZM119 156V155H118ZM121 156V155H120ZM87 157V154H86ZM90 157V156H89ZM108 157V156H107ZM117 157V156H115ZM114 157V158H115ZM125 157V156H124ZM127 157V156H126ZM257 157H262V162L260 161L261 159L257 158ZM110 158V156H109ZM120 157L115 158L116 161H114L112 163V168L108 169V172L111 174L113 173V175L115 174H120V170H122L120 168V163L117 161ZM100 159V158H99ZM107 159V158H106ZM113 159V160H115ZM121 159V158H120ZM252 160L259 159L258 162H261V167H259V164L257 161H252L251 163H254V166L249 167L248 169L243 170L245 171L247 174H260V172L262 170H264V150L257 154H255L254 156H252L251 158ZM105 160V159H104ZM237 160V159H236ZM126 161V160H125ZM86 162V161H85ZM96 162V161H95ZM187 162V161H186ZM189 162V161H188ZM250 162V161H249ZM111 164V163H109ZM123 164V163H121ZM126 164V163H125ZM192 164V163H190ZM56 165V164H55ZM108 165V164H107ZM124 165V164H123ZM122 165V167H123ZM129 165V166H128ZM150 165V166H149ZM155 167V165H159L156 166L155 168L151 167ZM185 165V166H184ZM240 165V164H239ZM257 167H256V166ZM259 165V166H258ZM167 166V168H166ZM189 166V165H188ZM187 166V167H188ZM192 166V165H191ZM196 166V165H195ZM248 166V165H247ZM246 166V167H247ZM125 167L123 169H125ZM148 167V170H146ZM151 167V168H150ZM185 167V168H184ZM200 167V166H199ZM202 167V166H201ZM108 168V167H106ZM145 168V169H144ZM169 168V169H168ZM189 168V167H188ZM220 168V167H219ZM241 168V167H240ZM245 168V167H244ZM243 168V169H244ZM130 169L128 171H130ZM161 169V168H160ZM223 169V168H222ZM242 169V168H241ZM126 170V169H125ZM146 170V171H145ZM159 170V169H158ZM158 170H155L156 173L158 172ZM165 170V172H166ZM224 170V169H223ZM239 170V169H238ZM237 170V171H238ZM85 171H87L85 169ZM123 171V170H122ZM127 171V170H126ZM142 171V174H143ZM197 171V170H196ZM207 171V170H206ZM209 171V170H208ZM222 171V170H221ZM219 171V172H221ZM242 172V170H239ZM107 172V173H108ZM125 172V171H124ZM152 172H149L150 174ZM202 172V171H201ZM205 172V170H204ZM218 172V173H219ZM226 172V171H225ZM244 172V173H245ZM85 173V172H83ZM130 173H134L132 171H130ZM129 173V174H130ZM146 172V174H149ZM208 173V172H205ZM213 173V172H212ZM234 173V172H233ZM141 174V173H140ZM163 174V173H162ZM201 174V173H200ZM215 175L216 172L214 173ZM237 174V173H236ZM263 174V173H262ZM121 175V174H120ZM154 175V174H153ZM152 175V176H153ZM157 175V174H156ZM160 175V174H159ZM170 177V174H168ZM231 175V174H230ZM241 175V174H240ZM18 177L20 178V180L28 182L25 185L21 186L19 185V187L16 186V184H14L12 181L14 180L11 177ZM151 176V177H152ZM195 176V178H194ZM219 176V175H218ZM225 176V175H224ZM229 176V175H228ZM232 176V175H231ZM244 176V175H242ZM163 178L166 177L162 176ZM162 177H159L162 179ZM167 177V179H169ZM181 177V178H182ZM193 177V178H192ZM213 177V176H212ZM221 177V176H220ZM257 177V176H256ZM255 177V178H256ZM259 177V176H258ZM11 178V179H10ZM148 178H150L148 176ZM153 178V177H152ZM176 178V177H175ZM179 178V177H178ZM200 178H202L200 176ZM217 176L212 179L216 180ZM233 178V176H232ZM231 178V179H232ZM235 178H237L235 176ZM234 178V179H235ZM238 178H240L238 176ZM242 178V177H241ZM156 178H154L155 180ZM211 179V180H212ZM148 180V179H147ZM164 180V179H163ZM171 180V179H170ZM197 180V179H196ZM213 180V181H214ZM230 180V179H229ZM18 181L17 179L15 180ZM156 181V180H155ZM174 181V180H173ZM178 180H175V182H177ZM203 181V180H201ZM212 181V182H213ZM220 180H218L219 182ZM237 181V180H236ZM244 181V180H243ZM20 182V181H18ZM160 182V181H159ZM169 181H167L168 183ZM171 182V181H170ZM169 182V183H170ZM187 182V181H186ZM190 182V181H188ZM211 182V181H210ZM210 182H208L210 184ZM226 182V181H225ZM240 182V180L238 181V183ZM257 182V181H256ZM105 183V182H104ZM153 183V182H152ZM151 183V184H152ZM156 183V182H155ZM164 183V181H163ZM179 183V182H178ZM181 183V182H180ZM191 183V182H190ZM208 183H205L208 184ZM217 186V184L221 185V183H216L214 182ZM211 183V184H214ZM234 183H236L234 181ZM171 184V183H170ZM185 184V183H184ZM183 184V185H184ZM202 184V183H200ZM229 183H227L228 185ZM104 184H102L103 187ZM155 185V184H154ZM156 185H159L156 184ZM182 185V184H181ZM191 185V184H190ZM192 185V188H194V186ZM204 185V184H203ZM203 185H199V183L196 185V187L194 189H191V193L193 194V196L196 198L195 195L198 196L199 193V187L202 188ZM219 185V187H221ZM230 185V184H229ZM234 185V184H233ZM239 186V184H237ZM13 186L16 188L13 189ZM177 186V185H175ZM179 186V185H178ZM207 186V185H206ZM235 187H237L236 185H234ZM232 186V187H234ZM101 187V188H102ZM105 190L118 194L117 196H120V188L117 186H112L105 183L104 185ZM103 187V188H104ZM186 187V186H184ZM189 187V186H188ZM198 187V188H197ZM211 187V188H210ZM210 187L208 189H214L216 190L214 187V185H210ZM229 187V186H228ZM119 188V189H118ZM165 188V187H164ZM173 188V187H172ZM30 189H34V192L36 193V197L34 196V199L32 200L30 197L28 198V195L30 192ZM180 189V188H179ZM183 189V188H182ZM220 189V188H219ZM218 189V190H219ZM29 190V191H28ZM104 190V191H105ZM126 190V189H125ZM122 189V191H125ZM181 190V189H180ZM186 190V189H185ZM205 190V189H204ZM213 190V191H214ZM223 190V188H222ZM106 191V192H107ZM128 191V190H127ZM167 191V190H166ZM170 191V190H168ZM172 191V190H171ZM174 191V190H173ZM202 191V190H201ZM220 191V190H219ZM225 191H226V187H225ZM164 192V191H163ZM177 192V191H176ZM184 192V191H183ZM208 192V191H207ZM215 192V191H214ZM222 192V191H221ZM128 193V192H127ZM31 194V192H30ZM29 194V196H30ZM122 194V198L124 201L127 202L128 197L126 194ZM201 194V193H200ZM199 194V195H200ZM207 194V193H206ZM227 194V193H226ZM33 195V194H31ZM131 195V194H129ZM151 195V194H150ZM154 195V194H152ZM156 195V194H155ZM46 196L48 198H46ZM149 196V195H148ZM181 196V194H180ZM191 196V195H190ZM182 197V196H181ZM200 197V196H199ZM223 197V196H222ZM160 198V197H159ZM216 198V197H214ZM218 198V197H217ZM158 199V198H157ZM198 199V198H197ZM196 199V200H197ZM221 199V198H220ZM122 200V201H123ZM188 200V199H187ZM190 200V199H189ZM200 200V199H198ZM217 200V199H216ZM133 201V200H132ZM151 201V199H150ZM193 201V200H191ZM223 201V200H222ZM125 202V203H126ZM130 202V201H129ZM123 203V202H122ZM124 203V204H125ZM128 203V202H127ZM126 205H129V203ZM135 203V202H134ZM217 202H215L216 204ZM222 203V202H221ZM133 204V203H132ZM130 204V206L132 205ZM134 205V204H133ZM203 205V204H202ZM212 205V204H211ZM197 206V205H196ZM213 206V205H212ZM201 207V206H200ZM216 207V206H215ZM210 209V207H209ZM214 209V208H213ZM212 209V211H214ZM39 210V209H38ZM20 211H22L20 213ZM197 211V210H195ZM4 212V211H3ZM1 213V211H0ZM2 214V213H1ZM5 214V213H4ZM199 214V213H198ZM41 215V214H40ZM212 215H214V213H212ZM216 215V214H215ZM218 215V214H217ZM1 217V216H0ZM41 217V216H40ZM213 218V217H212ZM219 218V217H218ZM40 219V218H39ZM38 219V220H39ZM43 219V218H42ZM205 219V218H204ZM207 219V218H206ZM4 220V219H3ZM37 220V221H38ZM47 220V219H46ZM57 220V219H55ZM52 221V222H55ZM61 220V219H60ZM218 220V219H217ZM44 221V220H42ZM63 221H67V220H63ZM46 222V221H45ZM44 222V225H45ZM51 222V221H50ZM59 222V220H57V223ZM81 222V221H80ZM56 223V225H57ZM67 223V222H66ZM91 223V222H90ZM74 224V223H73ZM77 224V223H76ZM74 224V225H76ZM80 224V223H79ZM54 225V223H53ZM83 225V224H82ZM30 226V225H29ZM79 226V225H77ZM89 226V225H87ZM81 227V226H80ZM85 227V225H84ZM93 227V226H92ZM98 227V226H97ZM91 228V227H90ZM89 228V229H90ZM86 229V228H85ZM96 229V228H95ZM99 231V229L97 230ZM91 233V231H89ZM93 232V231H92ZM96 232V231H95Z\"/></svg>",
  "mask_w": 264,
  "mask_h": 264
}]
</instances>
